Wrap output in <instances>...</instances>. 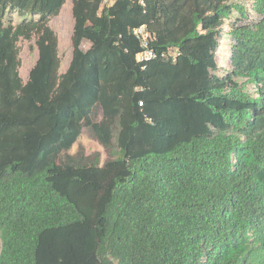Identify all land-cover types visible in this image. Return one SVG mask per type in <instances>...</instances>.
<instances>
[{"label":"trees","instance_id":"obj_1","mask_svg":"<svg viewBox=\"0 0 264 264\" xmlns=\"http://www.w3.org/2000/svg\"><path fill=\"white\" fill-rule=\"evenodd\" d=\"M66 1L0 0V264H264V0H71L59 72ZM83 129L102 164L67 154Z\"/></svg>","mask_w":264,"mask_h":264},{"label":"rangeland","instance_id":"obj_2","mask_svg":"<svg viewBox=\"0 0 264 264\" xmlns=\"http://www.w3.org/2000/svg\"><path fill=\"white\" fill-rule=\"evenodd\" d=\"M254 0H238L237 3L242 4L243 8L249 12V8ZM113 0H107L106 5H111ZM38 16H33L27 13H19L17 11L9 10L6 13L5 22H10L12 25H18L23 22L36 21ZM230 21H226L223 25V37L219 43V47L216 52V59L218 66L222 69L221 74L224 73L227 69V60L229 58V47L230 40L227 37V31L229 30ZM73 18L71 15V0H67L65 5L62 7L61 12L56 17H51L48 22L49 28L53 31L54 36L57 38V51L58 58L60 60L59 72H64L71 60V42L70 37L73 29ZM38 36L33 34L31 39L27 41L26 39L21 38L18 43V57L21 62L18 66V72L21 75L22 79L25 81L27 79V74L29 70L35 64L38 52L36 47V41ZM89 44L83 42L81 48L83 50L87 49ZM101 111L99 109L95 110L93 114L94 121L101 120ZM82 151L84 156H93L94 154L99 155V162L102 164L108 157H110L101 147V145L94 140L87 129H83L81 134L75 144L67 152L68 155H75L77 152ZM61 159L64 158V154L60 156Z\"/></svg>","mask_w":264,"mask_h":264},{"label":"built area","instance_id":"obj_3","mask_svg":"<svg viewBox=\"0 0 264 264\" xmlns=\"http://www.w3.org/2000/svg\"><path fill=\"white\" fill-rule=\"evenodd\" d=\"M132 35L140 42L142 51L137 55V61L145 62L155 57V53L148 47L150 35L144 26L134 28Z\"/></svg>","mask_w":264,"mask_h":264}]
</instances>
